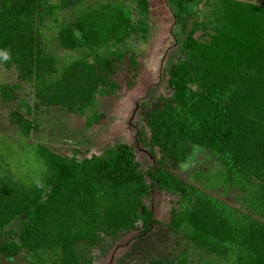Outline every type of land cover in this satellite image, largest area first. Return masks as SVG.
I'll list each match as a JSON object with an SVG mask.
<instances>
[{
  "label": "trees",
  "instance_id": "1",
  "mask_svg": "<svg viewBox=\"0 0 264 264\" xmlns=\"http://www.w3.org/2000/svg\"><path fill=\"white\" fill-rule=\"evenodd\" d=\"M167 1L185 37L168 71L171 95L141 106L140 143L154 160L144 169L130 144L79 158V149L59 154L35 138L39 115L54 108L86 129L108 122L101 98L134 89L144 70L129 41L148 40L150 0H0V65L20 81L0 83L20 140L0 151L3 253L94 264L107 239L153 233L162 224L155 194L166 192L179 197L167 224L174 235L223 264H264V5ZM196 146L220 168L187 182L177 169ZM18 218L20 231H7ZM148 264L193 263L184 252Z\"/></svg>",
  "mask_w": 264,
  "mask_h": 264
},
{
  "label": "rangeland",
  "instance_id": "2",
  "mask_svg": "<svg viewBox=\"0 0 264 264\" xmlns=\"http://www.w3.org/2000/svg\"><path fill=\"white\" fill-rule=\"evenodd\" d=\"M264 4V0H252ZM152 13L150 16V32L144 42L139 37H132L130 46L138 54L144 65L137 86L128 90L124 88L120 95L101 98L102 109L108 114V121L98 127L86 129L84 118H77L66 110L50 109L42 112L41 130L35 139L47 145L59 154L72 155L73 150L79 149L78 157L101 154L105 149L117 143L135 146L138 160L144 169L150 168L154 160L149 149L140 143L139 133L145 125L142 104H152L160 96H169L172 90L168 84V71L178 57L182 41L185 37L183 30L176 25L175 17L167 0H150ZM198 36L201 35L199 32ZM2 52L0 51V56ZM0 83L19 84L17 71L0 65ZM22 96L34 104L33 88L30 84L21 83ZM13 105L3 102L0 98V151L10 147V142L20 144L19 128L10 120ZM7 139H5V138ZM4 151V150H3ZM24 160V155L20 153ZM220 168V162L206 149L196 146L187 161L183 162L177 172L193 182V174L197 171L213 173ZM178 195L158 192L155 194L156 217L162 224L153 233L139 237L137 230L123 233L118 238L107 239L104 244L94 251V264H148L152 258H165L170 255L188 253L193 264L203 260L211 264H223L216 256L209 255L189 242L182 234L174 235L167 224L170 223L172 210L177 205ZM22 218L13 222L7 230L20 231ZM9 237L7 233L0 236V245ZM0 264H28L22 257H11L0 249Z\"/></svg>",
  "mask_w": 264,
  "mask_h": 264
},
{
  "label": "crops",
  "instance_id": "3",
  "mask_svg": "<svg viewBox=\"0 0 264 264\" xmlns=\"http://www.w3.org/2000/svg\"><path fill=\"white\" fill-rule=\"evenodd\" d=\"M246 1H250V2H253L252 0H246ZM264 5V4H263Z\"/></svg>",
  "mask_w": 264,
  "mask_h": 264
}]
</instances>
